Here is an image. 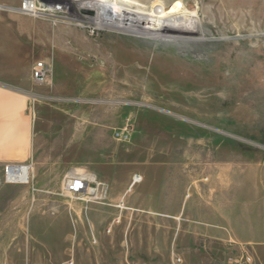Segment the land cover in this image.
Segmentation results:
<instances>
[{
    "label": "rangeland",
    "instance_id": "1",
    "mask_svg": "<svg viewBox=\"0 0 264 264\" xmlns=\"http://www.w3.org/2000/svg\"><path fill=\"white\" fill-rule=\"evenodd\" d=\"M25 1L0 0L36 126L30 184L0 190V264H228L242 247L264 264L241 242L264 231V0H183L205 38L141 43L162 58L130 75L110 61L134 38L81 21L74 0H32L64 6L58 21ZM124 129L130 141H115ZM70 174L94 177L98 199L65 192Z\"/></svg>",
    "mask_w": 264,
    "mask_h": 264
},
{
    "label": "bare ground",
    "instance_id": "2",
    "mask_svg": "<svg viewBox=\"0 0 264 264\" xmlns=\"http://www.w3.org/2000/svg\"><path fill=\"white\" fill-rule=\"evenodd\" d=\"M74 1L78 4V16L81 21L89 22L102 29L114 30L123 36L135 39V41H123L125 48L123 56L111 58L110 63L114 65V73L121 74L123 73L121 67H127L128 75H130V72L136 67L149 61V55H151L150 61L153 66L155 61L162 58L160 54L153 51L139 50L141 43L170 46L205 38L199 13L196 10H190L183 0H174L172 3L154 0L150 6L140 0ZM131 49L133 50L131 51ZM121 57L123 59H120ZM166 60L173 59L167 58ZM108 66L110 65L108 64ZM91 74L92 72L86 74V83H88V77ZM93 78L95 82L98 79L96 76ZM93 180H95L94 177ZM118 207L120 209L127 208L122 201Z\"/></svg>",
    "mask_w": 264,
    "mask_h": 264
},
{
    "label": "crops",
    "instance_id": "3",
    "mask_svg": "<svg viewBox=\"0 0 264 264\" xmlns=\"http://www.w3.org/2000/svg\"><path fill=\"white\" fill-rule=\"evenodd\" d=\"M14 27L9 29L13 31ZM5 29V22L0 21V166L26 163L30 159L28 140L36 129L28 111V99L21 93L25 86L20 67V39L5 37ZM243 238L241 242L251 244L257 253H264V231Z\"/></svg>",
    "mask_w": 264,
    "mask_h": 264
},
{
    "label": "built area",
    "instance_id": "4",
    "mask_svg": "<svg viewBox=\"0 0 264 264\" xmlns=\"http://www.w3.org/2000/svg\"><path fill=\"white\" fill-rule=\"evenodd\" d=\"M25 12L38 14L42 13L50 18L58 21L64 17L65 11L62 7L56 5L41 10L35 1L26 0L23 3ZM53 74V67L47 62H37L32 68V76L37 81L44 83ZM113 138L117 142L128 143L131 135L128 129L116 130ZM33 165L31 163L21 164H4L0 166V190L3 185H26L31 182V174ZM96 180V179H95ZM92 179L87 180L85 177L77 174L67 175L63 181V188L71 197L75 199H82L83 197L93 196L98 199L101 184ZM143 182V176L135 174L132 178L131 184L128 187V191L133 189L136 185ZM235 242H231L233 244ZM228 264H252L253 257L242 247L240 251H234L232 255L228 257Z\"/></svg>",
    "mask_w": 264,
    "mask_h": 264
}]
</instances>
